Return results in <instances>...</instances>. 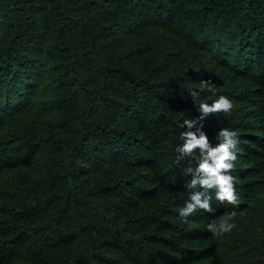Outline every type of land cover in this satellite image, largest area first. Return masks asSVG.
<instances>
[{
  "label": "trees",
  "instance_id": "16d2710c",
  "mask_svg": "<svg viewBox=\"0 0 264 264\" xmlns=\"http://www.w3.org/2000/svg\"><path fill=\"white\" fill-rule=\"evenodd\" d=\"M221 95L239 203L184 224ZM197 263L264 264V0H0V264Z\"/></svg>",
  "mask_w": 264,
  "mask_h": 264
},
{
  "label": "clouds",
  "instance_id": "9594fccd",
  "mask_svg": "<svg viewBox=\"0 0 264 264\" xmlns=\"http://www.w3.org/2000/svg\"><path fill=\"white\" fill-rule=\"evenodd\" d=\"M202 83L207 85L209 82L203 81ZM209 91L214 92L215 90L209 89ZM192 95L195 97L198 94L193 93ZM233 107L232 101L221 95L211 104L201 103L198 107L200 116L197 119L183 121V127L188 130L180 134L183 143L176 148L177 162L179 163L186 157H192L197 150L199 154L197 165L189 166L184 170L185 175L191 174L192 177L188 187L195 190L179 211V218L184 224H189L188 218L198 210L206 213L215 211L211 206L212 197L208 195L212 191H215V198L220 203L227 202L231 205L239 203L235 187L238 180L231 174L238 159L236 154L238 132L228 128L221 129L216 134L218 143L213 147L201 123L210 114L230 113ZM234 216L235 212L223 215L219 222L209 223L207 230L217 237L230 233L236 227L231 222Z\"/></svg>",
  "mask_w": 264,
  "mask_h": 264
},
{
  "label": "rangeland",
  "instance_id": "374dc122",
  "mask_svg": "<svg viewBox=\"0 0 264 264\" xmlns=\"http://www.w3.org/2000/svg\"><path fill=\"white\" fill-rule=\"evenodd\" d=\"M197 264H201V263H197Z\"/></svg>",
  "mask_w": 264,
  "mask_h": 264
}]
</instances>
